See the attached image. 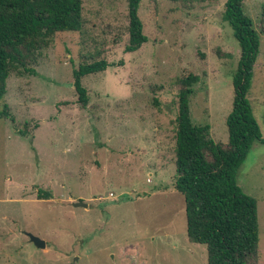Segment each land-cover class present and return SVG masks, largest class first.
I'll list each match as a JSON object with an SVG mask.
<instances>
[{
  "label": "rangeland",
  "instance_id": "374dc122",
  "mask_svg": "<svg viewBox=\"0 0 264 264\" xmlns=\"http://www.w3.org/2000/svg\"><path fill=\"white\" fill-rule=\"evenodd\" d=\"M225 2L142 0L147 42L125 53L127 0H82L81 31L56 34L31 66L35 74L7 79L0 264H207L205 246L187 239L184 199L173 186L175 82L199 77L192 123L208 124L211 139L226 144L239 47L222 20ZM263 2L244 0L243 8L259 43L247 100L264 139ZM100 59L109 67L82 78V108L72 70ZM236 182L256 201L264 264V142L252 144ZM38 190L51 198L39 199ZM78 201L88 206L74 207Z\"/></svg>",
  "mask_w": 264,
  "mask_h": 264
},
{
  "label": "trees",
  "instance_id": "16d2710c",
  "mask_svg": "<svg viewBox=\"0 0 264 264\" xmlns=\"http://www.w3.org/2000/svg\"><path fill=\"white\" fill-rule=\"evenodd\" d=\"M141 1L127 0L125 53L135 52L147 42L138 15ZM243 5L244 0H226L222 12V20L231 28L239 47V60L231 77V110L225 120L226 144L211 139L208 124L192 123L190 99L199 77L188 74L175 82L178 91L173 186L184 199L187 239L205 246L207 264H258L257 204L236 182V172L252 144L264 142L247 100L259 43ZM82 10V0H0V118L12 119L3 103L7 79L13 74H35L31 66L56 34L81 31ZM258 29L264 36V2ZM108 67L100 59L72 70L74 91L82 108L88 102L82 78ZM37 196L51 198L41 190Z\"/></svg>",
  "mask_w": 264,
  "mask_h": 264
},
{
  "label": "water",
  "instance_id": "95a60500",
  "mask_svg": "<svg viewBox=\"0 0 264 264\" xmlns=\"http://www.w3.org/2000/svg\"><path fill=\"white\" fill-rule=\"evenodd\" d=\"M74 207H83L86 208L88 205L86 203H83L82 201H78L77 203H73ZM29 241L38 249H44L45 248V242L42 239H39L38 237L29 234V233H24Z\"/></svg>",
  "mask_w": 264,
  "mask_h": 264
}]
</instances>
